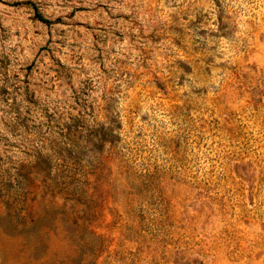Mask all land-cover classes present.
Returning <instances> with one entry per match:
<instances>
[{"label": "rangeland", "instance_id": "obj_1", "mask_svg": "<svg viewBox=\"0 0 264 264\" xmlns=\"http://www.w3.org/2000/svg\"><path fill=\"white\" fill-rule=\"evenodd\" d=\"M0 264H264V0H0Z\"/></svg>", "mask_w": 264, "mask_h": 264}]
</instances>
